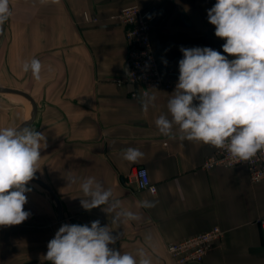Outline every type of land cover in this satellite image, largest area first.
Wrapping results in <instances>:
<instances>
[{
  "label": "crops",
  "instance_id": "obj_1",
  "mask_svg": "<svg viewBox=\"0 0 264 264\" xmlns=\"http://www.w3.org/2000/svg\"><path fill=\"white\" fill-rule=\"evenodd\" d=\"M215 3L9 0L12 15L0 40V87L24 91L38 105L31 126L45 135L46 147L42 144L34 178L60 199L63 225L99 220L118 237L110 247L133 255L143 248L152 264H175L170 243L220 227L223 238L202 264H264V181L253 183L246 165L205 169L218 149L181 140L175 126L174 138L160 134L155 120L170 118L167 104L175 88L144 96L137 85L116 83L127 70L126 28L117 16L132 4L152 16L150 37L164 81L177 84L181 47H210L233 59L223 53L225 40L208 21ZM33 57L43 65L39 81L22 70ZM31 114L26 98L0 93V128L19 127ZM129 147L143 157L135 163L123 159ZM139 166L147 168L156 194L129 179ZM88 177L110 189L111 203L118 206L85 210L80 183ZM27 187L24 210L31 215L19 225L0 226V264H51L45 255L60 228L57 204L37 183ZM144 200L154 207H139ZM122 211L140 219L120 216L113 223Z\"/></svg>",
  "mask_w": 264,
  "mask_h": 264
},
{
  "label": "clouds",
  "instance_id": "obj_2",
  "mask_svg": "<svg viewBox=\"0 0 264 264\" xmlns=\"http://www.w3.org/2000/svg\"><path fill=\"white\" fill-rule=\"evenodd\" d=\"M11 15L9 0H0V28ZM207 15L215 36L225 40L223 53L234 58L210 47H181L179 78L167 104L170 118L160 115L155 124L164 136L174 138L175 126L181 140L225 150L236 162H251L264 153V0H216ZM42 67L33 57L23 62L22 70L39 81ZM147 107L143 105L145 111ZM45 141L31 125L0 128V226L19 225L31 215L24 210L31 191L27 185L39 169ZM122 155L130 163L143 157L132 147ZM254 179L258 182L261 175ZM80 189L85 210L118 206L119 202L111 203V190L94 177L84 179ZM138 206L150 208L154 203L144 200ZM120 216L140 219L122 211L113 223ZM112 231L99 220L90 226L64 224L48 242L45 259L51 264H152L143 248L133 255L110 247L118 239Z\"/></svg>",
  "mask_w": 264,
  "mask_h": 264
},
{
  "label": "built area",
  "instance_id": "obj_3",
  "mask_svg": "<svg viewBox=\"0 0 264 264\" xmlns=\"http://www.w3.org/2000/svg\"><path fill=\"white\" fill-rule=\"evenodd\" d=\"M117 18L126 28L127 70L126 74L119 78L116 83L119 86L137 85L143 90L144 96L159 88H176V84L164 81L161 76L160 65L154 54L150 37L152 21L150 13L143 11L139 5L132 4L122 9ZM238 165H246L249 168L253 183L264 181V153H258L251 162H236L228 157L225 150L218 149L214 155L206 160L203 167L205 169L232 168ZM257 174L261 175L258 182L254 179ZM129 179L137 185L139 190H147L152 194L158 192L157 186L152 183L146 167L134 168L129 174ZM261 227L264 234V219L261 221ZM223 235L224 232L220 227H214L205 233L170 243L167 250L175 264H202L214 244L220 241Z\"/></svg>",
  "mask_w": 264,
  "mask_h": 264
},
{
  "label": "water",
  "instance_id": "obj_4",
  "mask_svg": "<svg viewBox=\"0 0 264 264\" xmlns=\"http://www.w3.org/2000/svg\"><path fill=\"white\" fill-rule=\"evenodd\" d=\"M4 30H5V24L3 25L2 28H0V40L3 37L4 34ZM0 93H9V94H16V95H20L24 98H26L28 101H30L31 105H32V114L30 119H28L27 121H25L24 123H22L19 127L24 126V125H32L36 119L37 113H38V105L36 103V101L34 100V98L24 92V91H20V90H16V89H10V88H5V87H0ZM34 183H37L38 185H40L41 187H43L46 191L49 192V194L52 196V198L54 199V201L57 204V208H58V213H59V223H60V227L63 225V221H64V216H63V210H62V204L60 202V199L58 198V196L56 195V193L52 190V188L46 184L45 182L34 178L33 180H31ZM27 264H33V263H27Z\"/></svg>",
  "mask_w": 264,
  "mask_h": 264
}]
</instances>
